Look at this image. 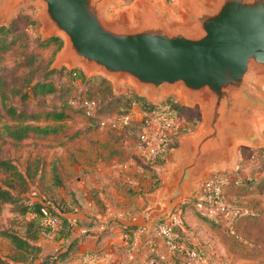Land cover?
I'll use <instances>...</instances> for the list:
<instances>
[{
  "label": "water",
  "instance_id": "obj_1",
  "mask_svg": "<svg viewBox=\"0 0 264 264\" xmlns=\"http://www.w3.org/2000/svg\"><path fill=\"white\" fill-rule=\"evenodd\" d=\"M28 1L3 0L0 11L9 15ZM35 1L41 36H58L63 43L55 66H80L86 79L99 74L114 89L128 81L140 97L143 92L159 95L164 88L202 104L203 127L194 135L176 136L186 154L160 220L179 197L202 195L204 175L198 177L205 163L214 159L230 166L205 174L235 171L238 145L264 147L257 125L264 118L259 87L264 81V0H178L189 16L182 21L155 0H139L134 22L123 14L106 16L115 0Z\"/></svg>",
  "mask_w": 264,
  "mask_h": 264
},
{
  "label": "crops",
  "instance_id": "obj_2",
  "mask_svg": "<svg viewBox=\"0 0 264 264\" xmlns=\"http://www.w3.org/2000/svg\"><path fill=\"white\" fill-rule=\"evenodd\" d=\"M136 108L133 106L131 113ZM67 124L56 137L39 141L47 173L41 185L46 193H40L66 220L64 234L56 235L52 230L42 234L37 240L38 258L30 263L15 261L0 249V264H38L42 260L50 264H142L152 255L160 264H180L184 256L170 251L161 237L149 231L152 223L162 221L170 206L185 146L177 143L156 167L159 182L153 185L149 175L140 170L135 139H127L121 146L102 127L87 130L83 121ZM31 142L26 139L23 143L33 145ZM53 165L56 184L48 178ZM190 200L183 195L173 202V208H184L187 224L176 234L200 247L215 226L193 214Z\"/></svg>",
  "mask_w": 264,
  "mask_h": 264
},
{
  "label": "trees",
  "instance_id": "obj_3",
  "mask_svg": "<svg viewBox=\"0 0 264 264\" xmlns=\"http://www.w3.org/2000/svg\"><path fill=\"white\" fill-rule=\"evenodd\" d=\"M9 26L0 25V59L2 53L15 43V35H13L15 32L12 25ZM9 33H12L10 37H8ZM7 37L8 41L6 40ZM50 43H56V46L59 47L61 40L58 37H51L40 44L48 45ZM0 69L9 70L3 66ZM56 72L58 73L57 70H49L41 78L33 81L26 80L25 87L27 86V88L24 90L22 85L16 87L0 74V117L7 118L0 125V153L6 141L14 145H24L25 143L23 142L26 139H32L31 143L34 146L35 143L46 139L48 136L56 137L65 130L64 126L60 125V122L62 124L65 120L66 122H74L76 118H80L86 124L87 130L104 128L107 134L115 142H119L121 146L127 139L132 138L135 139L138 147L144 119H131L126 124H122L119 128L117 127L118 129H115L116 127L113 126L105 127L104 118L110 116V114H115L122 118L131 111L133 104H137L143 112H153L157 116L166 118H174L179 110L184 109L171 98H167L161 104H153L146 101L143 97L137 96L129 89L116 91L104 77L93 76L86 79L78 69L65 70L64 73L68 77L69 87L79 88V91L74 92L65 99L59 98L57 102L52 101L56 94L61 97L67 92V89L61 92L63 88L61 86L58 87L55 80L50 77L51 74ZM13 95H18V104L11 102L10 99ZM49 96L51 101H48ZM29 97H32L39 104V110H28L27 99ZM40 121L44 122V124H40ZM176 133L170 132L168 135L163 136L162 140L159 141V148L156 150L155 158L152 162H142L141 154H139L140 170L149 175L153 185L159 182L156 176V167L165 161L171 149L177 145ZM254 155L260 158L257 170L264 171V149H258ZM257 170L255 169V171ZM0 173L4 175L3 181H0V216L7 205L11 206V218L8 221L10 226L0 228V238H4L7 241V256L9 258L15 261L33 262L38 258V253L40 252V246L37 244L38 238L51 230L55 231L56 235L64 234L63 230L67 227L66 220L56 211L53 202L45 195L42 196L40 192H37V187L35 188V186H32L33 183H30L34 180L32 179L34 175L35 179L38 180L35 181L36 185L45 180L47 174L45 162L42 156H34L27 159L23 170H20L11 159L0 155ZM48 173V178H51L54 182L53 184H56L58 181L56 166L50 167ZM228 174H235L241 180L240 182L229 180L227 185L224 186V192L225 189L229 188L249 189L251 187V181L243 179L238 175V171L222 173L220 176L223 177ZM261 186L264 187L263 182ZM34 191L37 193L35 194ZM22 194L24 196H21ZM25 194L31 195V197L29 198ZM34 196L37 199H32ZM192 201L193 199L190 200V203L193 206ZM43 202L47 203L48 211L58 218V224L55 227L45 225L42 222L40 207ZM199 217L207 221L210 226L222 224L216 218L207 217L201 213H199ZM183 222H185L184 208ZM14 225H19L18 229ZM179 239L183 242L184 249L173 253L186 257L185 249L193 248L198 256V248L181 238ZM154 258L158 260L156 256ZM39 263L50 264L48 260H42Z\"/></svg>",
  "mask_w": 264,
  "mask_h": 264
},
{
  "label": "rangeland",
  "instance_id": "obj_4",
  "mask_svg": "<svg viewBox=\"0 0 264 264\" xmlns=\"http://www.w3.org/2000/svg\"><path fill=\"white\" fill-rule=\"evenodd\" d=\"M3 0H0V5ZM160 6H164L173 11L177 20L188 19V14L179 5L178 0H155ZM139 0H115L106 11V16L109 18H117L120 15H125L127 19L134 22L133 10L138 4ZM39 9V5L35 0H29L25 5L13 10L9 15L0 11V25L9 26L12 25L15 33V43L1 55L0 67L3 66L9 70H1L0 74L7 79V81L18 87L22 85V89L25 87L26 80H35L41 78L46 71L57 70L58 73L50 75L57 86H61L63 89H67L64 96L59 97L57 94L52 101H58L59 98L65 99L67 96L72 95L74 92H78L79 88H70L68 77L65 75V70H68L65 66H55V59L60 51L63 43L56 46V43H50L48 45H41V42L51 38H43L41 36L42 23L39 18L36 17V12ZM10 27V26H9ZM12 33H9L10 37ZM8 37L6 40L8 41ZM54 37V36H53ZM29 60V62H28ZM75 69L81 71L80 66ZM83 74V73H82ZM93 76H101L99 74H92ZM79 82V81H78ZM259 87L264 91V81L259 83ZM131 90L134 92L132 85L128 81L120 82L116 91ZM75 90V91H74ZM135 93V92H134ZM146 101L163 103L167 98H171L178 105L184 107L177 112L173 118L174 121L170 127H166L163 123L156 122L153 118L149 119L150 125L155 129L154 136L156 141H161L163 136L168 135L170 132H177L176 136L184 137L191 136L197 133L205 124V117L203 114L202 104L193 99L187 101L183 98L177 90L161 89L159 95H152L150 92H143L142 96ZM48 101H51L49 96ZM11 102L18 104V95L11 96ZM28 110L37 111L40 106L32 97L27 99ZM138 107L137 104H135ZM139 107L132 111V120H139L141 113ZM6 117H0V125L5 122ZM74 123H81L80 118L74 119ZM64 122V121H63ZM68 121L62 124L66 130ZM105 127L113 126L118 129L122 125L121 117L115 114H110L104 118ZM40 124L44 122L40 121ZM258 130L264 140V118L257 121ZM118 127V128H117ZM163 131V133H162ZM177 140V139H176ZM178 143V140H177ZM39 142L35 145H14L13 143L6 141L3 144V149L0 153L1 157L11 159L15 165L23 170L26 160L33 158L34 156L42 155V148L39 146ZM258 145V143L256 144ZM176 148V146H175ZM258 149H264L263 146L247 147L244 145H238L235 149L236 162L238 164V175H240L246 181H251V187L249 189H225L224 203L228 210V221L230 225L224 224L216 225L213 229H210L204 241L201 242L202 246L198 248V256L193 258L183 257L180 264H264V187L261 183H264V171H259L258 156L254 153ZM234 158V157H233ZM231 165V164H230ZM230 166H225L223 162L212 159L208 163H205L204 168L198 177V181L210 171H216L224 169ZM255 169L257 171H255ZM232 170L227 169L225 172ZM229 178L232 175H228ZM4 175L0 173V181H3ZM33 181L30 183L39 188L37 192L43 191L41 186L45 180L39 183L35 179V175L32 176ZM35 190V189H34ZM35 194L37 193L34 191ZM30 194V192H28ZM27 197H31V195ZM21 196H24L23 194ZM191 209L193 214L199 216V211L192 205ZM9 205L6 206L2 215L0 216V228L8 227V223L11 218ZM19 225H14L18 229ZM182 226H187L185 222ZM10 229V228H9ZM0 249L7 251L8 244L3 238H0ZM180 259V258H179Z\"/></svg>",
  "mask_w": 264,
  "mask_h": 264
},
{
  "label": "built area",
  "instance_id": "obj_5",
  "mask_svg": "<svg viewBox=\"0 0 264 264\" xmlns=\"http://www.w3.org/2000/svg\"><path fill=\"white\" fill-rule=\"evenodd\" d=\"M133 106H135V104H133ZM139 112L141 113V118L144 119V125L141 128L139 139V154H141L142 162L150 163L155 158V152L159 148V141H156L155 139L154 132L156 131L150 125L151 123L149 122V119L153 118L156 122L165 124L166 127H170L174 119L172 117L166 118L164 116H157L153 112H143L140 109ZM131 119L132 113L130 111L127 115L121 118L122 124H126ZM122 169H126V165H123ZM220 174L222 173H209L203 178V181L201 183L202 195L192 198V204L195 209L199 211V213L207 217L216 218L222 224L229 226L230 221L227 220L228 210L226 204L224 203V186L227 185L229 180L240 182L241 179L235 174H228L232 175L231 178H229L228 175L221 177ZM40 213L42 215V222L45 225L55 227L58 224V218L48 211V205L46 202H43L42 206L40 207ZM182 223L183 208L181 205H178L173 208L167 218L155 225L154 235L161 237L165 245L172 252L184 249L183 242L178 238V235L176 234L177 229L182 226ZM140 232H143V230L140 229ZM185 255L188 258H193L196 256V250L193 248H187L185 249ZM142 264L160 263L154 258V255H152L151 257L147 258Z\"/></svg>",
  "mask_w": 264,
  "mask_h": 264
},
{
  "label": "bare ground",
  "instance_id": "obj_6",
  "mask_svg": "<svg viewBox=\"0 0 264 264\" xmlns=\"http://www.w3.org/2000/svg\"><path fill=\"white\" fill-rule=\"evenodd\" d=\"M173 12V11H172Z\"/></svg>",
  "mask_w": 264,
  "mask_h": 264
}]
</instances>
